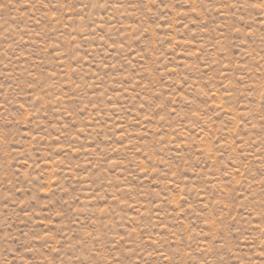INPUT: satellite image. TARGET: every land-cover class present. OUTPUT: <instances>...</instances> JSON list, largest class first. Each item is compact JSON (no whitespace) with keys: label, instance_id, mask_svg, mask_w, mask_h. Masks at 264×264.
<instances>
[{"label":"rangeland","instance_id":"1","mask_svg":"<svg viewBox=\"0 0 264 264\" xmlns=\"http://www.w3.org/2000/svg\"><path fill=\"white\" fill-rule=\"evenodd\" d=\"M0 264H264V0H0Z\"/></svg>","mask_w":264,"mask_h":264}]
</instances>
